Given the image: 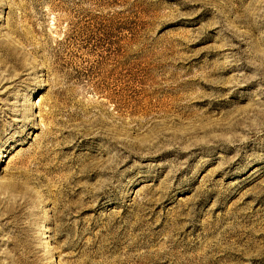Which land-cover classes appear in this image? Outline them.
<instances>
[{
  "label": "rangeland",
  "instance_id": "obj_1",
  "mask_svg": "<svg viewBox=\"0 0 264 264\" xmlns=\"http://www.w3.org/2000/svg\"><path fill=\"white\" fill-rule=\"evenodd\" d=\"M0 158V264H264V0H0Z\"/></svg>",
  "mask_w": 264,
  "mask_h": 264
},
{
  "label": "bare ground",
  "instance_id": "obj_2",
  "mask_svg": "<svg viewBox=\"0 0 264 264\" xmlns=\"http://www.w3.org/2000/svg\"><path fill=\"white\" fill-rule=\"evenodd\" d=\"M1 17H2V16H1ZM3 157H4V156H3ZM1 158H2V157H1ZM1 158H0V159H1ZM45 233H46V232H45ZM44 235H46V234H44ZM44 237H46V236H44ZM44 237H43V238H44ZM49 237H50V236H49ZM41 240H42V239H41ZM41 240H40V241H41ZM49 241H50V239H49ZM46 245H47V244H46ZM50 255H51V257L53 256V254H50ZM53 260H55V259L53 258Z\"/></svg>",
  "mask_w": 264,
  "mask_h": 264
}]
</instances>
